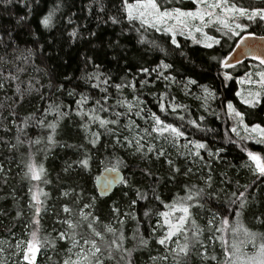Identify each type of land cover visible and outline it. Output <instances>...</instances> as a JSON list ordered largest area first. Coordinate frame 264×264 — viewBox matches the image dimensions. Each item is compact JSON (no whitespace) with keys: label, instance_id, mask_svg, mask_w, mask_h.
<instances>
[{"label":"snow or ice","instance_id":"6c2138e0","mask_svg":"<svg viewBox=\"0 0 264 264\" xmlns=\"http://www.w3.org/2000/svg\"><path fill=\"white\" fill-rule=\"evenodd\" d=\"M13 2L14 0H0V3L5 6L11 5ZM17 2L30 14L33 10L32 4L38 3V0H17ZM189 2L192 5L190 8L184 6V0H107V3L106 0H90L88 11L90 15L95 12L98 20L97 27L100 23L120 26V32L116 34L115 39L101 41V45H103L101 54L104 59L111 57L109 62L115 64L117 75L114 76L112 71L105 68L104 60L100 59L95 51L99 46L93 45V54L82 56L84 70L78 77L88 85L89 91L77 92L75 88L67 90V95L75 98V109L71 105H64L63 102L51 101L40 116H36L35 113L30 114L24 118L22 124L27 126L29 121L34 120L37 127L49 130L48 135L44 138L47 142L45 151H48L57 143L55 137L61 121L74 111L75 115L80 118V128L84 130V139L91 149H96L98 145H102L105 149L111 145L112 148L113 155L108 161L111 167L104 169L107 175L103 177V188L99 194L101 196L107 194L108 189L119 182L124 189H127L123 191L122 195L128 197L129 191H131L135 198L128 201L125 211H122L120 205L114 201L111 206L112 220L104 224V230L100 231L96 227L102 223L100 217L91 211L96 207L97 195H86V189L81 185L65 188L60 195L68 198V202L61 205L59 213H55L57 217L55 223L62 225V228H53V231L56 232L55 237H51L50 234L41 236L40 218L42 214H47L50 211L48 201L51 199L50 193L41 185L47 186L51 184V180L48 178L45 164L34 160L29 155L27 160L21 162L23 166L21 179L28 185L26 206L30 216L29 221L24 224V228L28 229L30 224L35 227L26 231L25 238L17 240L10 247L11 255L18 258L13 261V264H38V254L44 249H55L57 241L70 243V247L66 250L67 258L63 260L62 264H108L112 260H116L117 264H121V262L132 264L133 252L140 248H149L150 241L153 240L155 244L161 246L163 254L149 255L150 264H158V262L159 264H190L194 256L199 258L200 264H212L213 261L216 264H221V261L212 252L213 243L218 239L224 247L222 264H264V236L261 237L262 242L257 246L255 243L256 233L242 227L238 222L235 226L231 225L229 217L224 215V213H234L235 217L241 216L247 206L248 185H239V181H237L238 186L231 193L223 188L213 189L210 164L205 161V157L201 153L202 150L207 152V156L211 160L219 157L223 149H216L214 152L209 149L207 143L189 139L183 126L167 122L157 112L147 109L145 102L141 99L143 89L156 81L166 82V89H170L171 84L178 82L176 77L171 74L174 71V62L166 61L169 47L173 52L180 50L179 55L185 56L182 50L183 46L177 39L178 36H182L204 49L223 47L224 43L231 42L234 47L230 46L229 52L218 60L219 65L224 69L242 64V58L250 57L257 61L256 70L246 72L245 79L240 81L256 85V89L249 90L246 97L239 92L236 95L241 96L242 103L251 108L264 102V35L257 36L255 30H250L252 25L260 27L264 24V2L259 4L251 2L245 4L241 0H189ZM59 8L60 5L57 4L42 15L38 20L39 27L51 30L54 27V17ZM30 18V15L20 16L16 23L21 25L22 22L30 20ZM67 23L74 25L75 21L69 16ZM149 30L167 37L166 46L162 47L155 39L146 41L145 33ZM129 33L136 35L130 36ZM5 36H7V40ZM33 36L38 44V50L43 55L45 45L39 44L41 37L36 36L35 33ZM88 37L99 39L97 31L94 30H88ZM121 37H124V40L129 43L132 40L141 45L147 42L152 48L164 53V59H160L155 67L145 66L141 61L144 60L146 53L137 48L136 44L126 47ZM68 38L73 43L85 39L78 27H73L68 32ZM14 43L10 30L0 33V45L7 48ZM54 44L55 37L46 42L47 47H53ZM36 51V49H26L23 59L28 60L33 57ZM185 58L187 59L186 56ZM212 59L217 58L213 56ZM0 60H3V57H0ZM119 73H123V75L121 76ZM63 78L68 82L73 79L67 74ZM232 78L229 72L223 73L225 81ZM4 79L15 81L18 77L9 75ZM179 82L184 83L185 89L189 92L190 85H198V81L190 76L186 82ZM4 87V82L0 80V88ZM49 87H54L61 93L66 91L63 83L53 84L51 76L49 77ZM126 89L133 93L131 100L124 95ZM33 90L31 83L27 89L23 90L17 85L16 99L12 103L19 104L23 101L25 94H31ZM35 90L38 91V89ZM203 90L206 94L203 97L205 101L210 97L214 98V94L206 86H203ZM96 92L99 94L96 95ZM166 96H169L168 91L161 93L158 97L159 112L165 117L169 110L172 113H178V110L184 109L185 106L181 104L166 101ZM41 99H44L43 95H41ZM170 99L174 101L175 97ZM9 107L11 108V105ZM226 107L228 114L236 120V126L231 129L232 132L239 136L237 128L242 126L248 136L241 137V139L252 138L256 139L257 143H264V126L261 123L249 126L244 123L245 113L238 111L231 101L227 103ZM50 115L53 117L52 121L48 120ZM9 116L13 117L12 123L15 124L14 109L9 112ZM178 118L184 120L183 115H179ZM138 120H143L145 126L138 123ZM199 120L203 121L204 117L200 116ZM188 123L193 127H200L197 120H190ZM9 130L8 126L4 125V131ZM22 131V128H18V132ZM104 137H107V143L103 142L102 138ZM181 140L184 142L181 143ZM42 142L38 138L28 143L31 146ZM23 143L20 135H17L16 143L9 144V147L15 149L17 145ZM69 147L71 146L69 145ZM79 147L82 149L80 158L68 164L64 171L68 172L75 166L82 173L90 174L94 160L91 149L84 145ZM169 147L176 149L178 156H183L186 161L190 160L193 165L202 163V167H209V172L207 175L202 174L198 177L203 181V187L197 184L186 185L185 195L173 199L171 203H166L161 199L155 187L148 190L135 187L134 173L132 176H122V170L129 169L132 165L119 152L123 150L127 156L147 163L154 159H163L169 167L168 179L174 180L178 174H181V168L172 158L171 152L168 151ZM247 157L251 162L247 167L253 172V175L264 178V156L254 151H247ZM202 167L198 166L195 170L193 167H186L182 174L192 178L198 172L202 173ZM140 171L145 177L154 176L150 168H143ZM7 178L8 171L3 165H0V179L6 183ZM154 182L159 184L160 177L156 176ZM221 183H231V181L225 177ZM241 188L243 190H240ZM149 192L151 197L159 202L163 210L155 212L151 209L145 210L144 217L156 216L155 225L150 224L149 235L145 237L140 230V221L134 214V210L138 202L149 199ZM221 195L224 196L227 206L223 208L222 212L209 210V218L202 227L198 224L193 210L203 209L205 202H211L213 199L218 200ZM85 209H89V211L86 212ZM24 215L23 209L16 213L17 218ZM127 220L136 221L137 224L130 237L134 242L132 248L125 246V242L129 239L124 232ZM229 228L233 235L242 231L253 243V247L256 248L253 255L245 256L244 260L240 261V252L236 243H233L229 248L224 239V233ZM216 233L221 235L218 237ZM4 251L5 249L0 247V253ZM0 264H8V261L0 260Z\"/></svg>","mask_w":264,"mask_h":264},{"label":"trees","instance_id":"16d2710c","mask_svg":"<svg viewBox=\"0 0 264 264\" xmlns=\"http://www.w3.org/2000/svg\"><path fill=\"white\" fill-rule=\"evenodd\" d=\"M247 4L249 2L259 4L264 0H241ZM107 3V0H106ZM57 4L60 5L59 11L54 17V27L51 30H45L39 27V18L53 9ZM90 0H38V3L32 4V12L29 14L28 10L21 6L17 0L11 5L5 6L0 3V33L5 30L12 32V38L15 41L14 45L10 47H3L0 45V80L5 84L4 88H0V165H3L8 171L7 182L0 179V247L5 249L0 253L1 258H10V264L18 258L12 256L10 247L19 239L25 238V232L30 231L35 225H29L28 229L24 228V224L30 219L27 209V182L21 179L22 175V161L28 159L29 155L34 160L41 161L45 164L48 171V178L51 184L44 187L50 193L51 199L48 201L50 211L47 214H42L39 222L40 235L55 237L56 232L53 228L61 229L62 225L55 223L57 217L55 213H59L61 205L68 202V198L60 195L65 188L81 185L86 189V195L96 194L98 199L96 207L91 209L95 215L100 217L101 224L96 225L97 229L103 231V225L112 220L111 206L113 202H117L122 211L127 210L128 201L134 197V194L129 191V196L122 195L124 189L119 185L113 193L109 196H101L96 187V179L105 167H111L108 161L111 159L113 153L111 145L105 149L102 145H98L96 149H91L87 144L85 132L80 128V118L75 115L73 111L68 117L61 121L60 127L57 130L55 137L57 143L45 151L46 140L44 138L48 135L47 129L37 127L35 121H29L28 125L22 124L24 118L30 114L35 113L40 116L43 109L47 107L48 103L55 101L56 103L63 102L64 105H71L75 109L74 97L67 95V90L75 88L77 92L89 91L88 85L82 80L78 79L84 70L82 56L93 54V45H98L95 49L100 59L104 60V65L107 70L117 75V69L114 63H110L111 57L104 59L101 54V41L106 42L109 39H115L116 34L120 32L119 25H111L100 23L97 27V16L95 12L91 15L88 11ZM184 6L192 7L189 0H184ZM75 15H72V14ZM30 15V20L22 22L17 25L16 21L20 16ZM75 21L74 25L67 23L68 17ZM73 27H78L79 31L85 37L83 40H78L73 43L68 38V32ZM88 30L97 31L99 39L95 37H88ZM250 30H255L256 34L264 35V24L260 27L252 25ZM40 36L39 44H44L45 48L43 55L38 50V44L35 42V37ZM219 35L218 33H215ZM130 36H135V33H129ZM55 37V44L53 47H47L46 42L51 41ZM7 40V36H5ZM157 40V42L165 47L167 37L161 33H156L149 30L145 33V40ZM177 39L183 46L182 50L185 56L179 55L180 50L173 52L168 48L167 61L174 62V71L172 75L176 77L177 83H173L170 89L165 88L166 82L156 81L149 87L143 89L141 99L145 102L147 109L157 112L162 118L169 123H174L177 126H183L187 132L188 138L193 140H200L208 144L209 149L216 151V149H223L219 157L209 160L207 152L202 150V155L205 161L210 164L213 189H225L229 193L235 191L237 188V181L239 185H248L246 192L247 206L240 217H235L234 213H224L229 217L230 224L235 226L237 222L244 227L259 233L264 236V178L254 176L253 172L247 167L251 162L248 160L247 151H254L264 156V143H257L249 139H241L245 137L239 132H232V128L236 126V120L228 114L226 107L227 103L231 101L233 106L243 113H245L244 123L251 125L261 123L264 126V102L251 108L242 103L240 96L236 95L240 91V80L245 76V73L250 69V60L236 65L234 68H222L218 60L222 59L228 52L229 48L234 47L231 42L224 43L223 47L216 46L215 49H204L200 45H195L191 40L179 36ZM122 42L126 47H131L136 44L142 52L146 55L141 61L145 66L155 67L160 59H164L165 54L158 49L152 48L147 42L143 45L137 44L135 40L130 43L121 37ZM91 41V42H89ZM26 49H36V53L28 60L23 59ZM217 59H212V57ZM229 72L233 77L231 80L225 81L223 73ZM67 74L73 79L71 82L64 80V75ZM9 75L18 77L15 81H8L4 78ZM123 75V73H119ZM52 77L53 84L63 83L66 91L63 93L56 91V89L49 87V77ZM196 79L198 85H190V92L185 89L184 83L188 77ZM143 78V77H141ZM153 79V78H149ZM29 83L33 85L34 90L31 94H25L24 99L19 104H13L12 101L16 99L15 90L17 85L23 90L27 89ZM206 86L209 91L214 94V98L204 100L206 95L203 90ZM139 87V85H137ZM35 89H38L36 91ZM94 91V90H93ZM169 92V96L165 100L171 103H178L184 109L178 110V113H172L169 110L168 115L159 112L158 97L161 93ZM155 93V95H153ZM96 95L99 93L96 92ZM139 94V93H137ZM41 95L44 99H41ZM124 95L129 100L132 99L133 93L126 89ZM175 97L172 101L170 98ZM11 105V108L9 107ZM14 109L15 124L12 123L13 117L9 116V112ZM207 109V110H206ZM67 110V109H65ZM179 115L184 116V120H180ZM203 116L204 120L200 121L199 117ZM7 118V119H4ZM48 120L52 121L53 117L48 116ZM197 120L200 127H193L188 121ZM142 126L143 120H138ZM4 125H7L9 131H4ZM18 128H22V132H18ZM20 135L24 141L23 144L17 145L15 149L10 148L9 144L16 143V137ZM40 138L43 142L41 144L29 145V141H35ZM104 143H107V137L102 138ZM184 141L181 140V143ZM69 145L71 147H69ZM80 145L91 149L94 160L92 171L90 174L82 173L79 168L73 166L68 172L64 169L68 164L80 158ZM172 158L176 164L181 168V174H178L174 180H169V167L163 159L152 160L150 163L142 162L139 159H134L120 150L119 154L125 158L132 165L131 168L122 170L125 176H133V183L135 187H140L148 190L155 187L161 199L166 203H171L175 198L185 195V186L189 184H197L203 187V181L198 177L200 175H207L209 167H202L193 165L190 160L186 161L183 156H178L176 149L169 147ZM202 167V173L198 172L192 178L184 176L182 173L186 167ZM143 168H150L154 176L145 177L140 171ZM160 177V183L155 184V177ZM225 177L231 183H221ZM240 190H243L241 188ZM79 191V188H77ZM226 201L223 195L220 199H213L211 202H205L203 209H194L193 214L197 219L198 224L202 227L206 224L209 218V210L212 212L223 211L226 207ZM23 209L24 216L17 218V211ZM151 209L153 212L163 210L158 201L151 197L149 192V199L147 201H140L135 207L134 214L140 221V230L147 237L150 232V224L155 225L156 216L151 218L144 217L145 210ZM89 211V209H85ZM259 217V219H257ZM137 227L136 221L127 220L124 225V232L129 239L125 242V246L132 248L134 242L130 239ZM231 229V228H230ZM86 231V229H85ZM207 235V233H205ZM219 237L221 234L216 233ZM70 246L68 241H57L55 249H44L43 255L39 256L40 264H62L63 260L67 258L66 250ZM212 252L216 255L219 261H224V247L220 240L213 243ZM163 249L161 246L155 244L154 240L150 241L149 248H140L133 252L132 264H150L149 255H162ZM108 264H117L116 260L109 261ZM123 264V262H121ZM159 264V262H158ZM190 264H200L198 257H193ZM212 264H216L215 261Z\"/></svg>","mask_w":264,"mask_h":264},{"label":"rangeland","instance_id":"374dc122","mask_svg":"<svg viewBox=\"0 0 264 264\" xmlns=\"http://www.w3.org/2000/svg\"><path fill=\"white\" fill-rule=\"evenodd\" d=\"M249 63H250V69H249L248 72L255 71L256 70V65L258 63L253 62V61H250ZM243 79H245V76L242 77L240 81H242ZM256 87H257L256 85H250V84H247V83L240 82V91H239V93H241L242 96L246 97L247 96V92L249 90H255ZM240 98H241V96H240ZM249 126H251V125H249ZM239 132H241L244 136H248V133H246L243 130L242 126L239 127ZM249 140L256 141V139H252V138H249ZM240 225L242 227H244L242 224H240ZM252 232H254V231H252ZM254 233H256V232H254ZM256 234H257V239H256L255 243L258 246L262 242V240H261L262 235H260L259 233H256ZM224 239L227 241V244H228L229 248L231 247V245L233 243H236V245H237V247L239 249V252H240V256H239L240 261H243L245 256L253 255L255 253V251H256V248L253 247V243L244 235V233L242 231L238 232L235 235H233L232 230L229 228L228 231L226 233H224ZM42 255H43V250L41 251V253L38 254V264H40L39 256H42ZM73 258H75V257H73ZM1 260H7L8 264H10V258L9 259L8 258H6V259L5 258H1Z\"/></svg>","mask_w":264,"mask_h":264},{"label":"water","instance_id":"95a60500","mask_svg":"<svg viewBox=\"0 0 264 264\" xmlns=\"http://www.w3.org/2000/svg\"><path fill=\"white\" fill-rule=\"evenodd\" d=\"M257 36H259V35L257 34ZM233 54H234V53H233ZM247 60H250V61H253V62L258 63L257 61L252 60L250 57L242 58V61H243V62H244V61H247ZM109 168H110V167H109ZM121 174H122V176H125L124 173H123V171H122ZM106 175H107V173H105V171L103 170V171L100 173V175L97 177V179H96V187H97L98 193H100V190L103 188V177L106 176ZM98 178H99V179H98ZM119 185H120L119 182L113 184V186H112L111 188L108 189L107 194H105V195H103V196H104V197L109 196L111 193H113V191H114Z\"/></svg>","mask_w":264,"mask_h":264}]
</instances>
